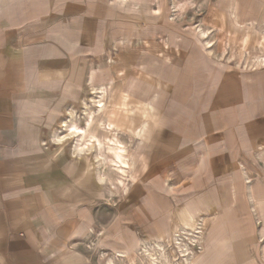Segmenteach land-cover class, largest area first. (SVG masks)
Listing matches in <instances>:
<instances>
[{
	"label": "rangeland",
	"instance_id": "obj_1",
	"mask_svg": "<svg viewBox=\"0 0 264 264\" xmlns=\"http://www.w3.org/2000/svg\"><path fill=\"white\" fill-rule=\"evenodd\" d=\"M234 8L241 14L237 23L229 15ZM250 18L256 19L255 34L262 33L264 0H0L1 25L13 47L52 45L75 61L71 79L30 87L27 106L33 120L19 139L28 154L53 159L87 196L60 208L53 260L68 254L78 264H108L109 258L112 264H128L113 250L136 248V238L148 242V230L158 233L153 223L168 230L175 213L195 203L207 209L203 217H225L231 243L220 262L264 264L260 222L244 188L264 184V168L247 149L242 127L262 110L244 104L245 78L252 80L261 69L251 58L264 57V44L255 46L256 37L241 23ZM199 29L206 36L201 38ZM89 69L108 77L102 84L110 97L106 116L117 128L115 138L124 143L125 173L114 166L107 144L96 150L99 164L93 153L68 157L74 141L56 151L39 143L67 108L82 126L83 104L92 96L86 84ZM148 78L155 82L151 95L142 85L137 95V83L146 84ZM164 80L169 86L160 85ZM201 152L208 153L207 159L195 172ZM86 165L91 169L84 170ZM89 173L97 181L102 173L101 185ZM179 217L180 226L151 239H177L193 259L202 251L205 230L200 219ZM171 249L169 256L184 263L181 253Z\"/></svg>",
	"mask_w": 264,
	"mask_h": 264
},
{
	"label": "crops",
	"instance_id": "obj_2",
	"mask_svg": "<svg viewBox=\"0 0 264 264\" xmlns=\"http://www.w3.org/2000/svg\"><path fill=\"white\" fill-rule=\"evenodd\" d=\"M11 39L0 21V264H78L74 255L65 254L56 261L52 259L55 248L52 237L59 230L57 225L61 220L60 208L77 205V202L86 199L85 191L66 172L57 168L58 164L53 159L28 154L19 141L25 133L24 128H30L33 120L31 111H28L30 107L27 106L31 101L30 87L46 80L58 79L57 82H60L59 79H71L76 69L75 61L52 45L20 49L12 46ZM257 66H261V69L250 76L252 80L245 78L244 104H249L247 107L251 109L257 106L262 110L260 114L246 118L242 127L247 149L257 155L264 168V64ZM102 72L104 71L88 70L86 84L90 92L91 87L103 86L104 80L108 81V77ZM166 81L160 85L169 86ZM141 85L148 87L146 96H150L155 82L148 78L146 84L137 83V95L138 86ZM69 110L72 108L63 111L62 119ZM58 124L49 128L46 141L39 142L42 146L50 144L55 147V151L66 146L58 145L52 136ZM71 153L68 149V157L75 158ZM207 155L205 152L200 153L195 172L204 164ZM83 168L91 169V165ZM89 175L93 176L91 173ZM76 179L86 183L85 180ZM93 179L96 184L101 185L94 176ZM244 188L248 192L256 221L260 222L259 237L264 238V184L257 181L253 186L247 185ZM166 189L169 190L170 187L166 186ZM206 210L195 203H187L175 213V219L168 230H164L162 224L153 223V228L158 233L153 235L148 230L146 238L168 233L181 225L179 215L190 214L195 221L201 220L205 230L200 243L202 251L195 257L194 264H234L231 261L220 262L219 258L231 243L225 217L216 213L210 217L201 216ZM134 240L140 243L139 238ZM130 250L131 248L113 251L128 253ZM259 254L264 259V244L260 247Z\"/></svg>",
	"mask_w": 264,
	"mask_h": 264
},
{
	"label": "bare ground",
	"instance_id": "obj_3",
	"mask_svg": "<svg viewBox=\"0 0 264 264\" xmlns=\"http://www.w3.org/2000/svg\"><path fill=\"white\" fill-rule=\"evenodd\" d=\"M229 15L233 17V19L231 20L232 23H237L241 18V14L238 8L232 9L229 12ZM255 21L256 19H246L241 23L249 26L250 33H252L256 37L255 46L262 48V45L264 44V31H262V33H259L258 35L255 34L254 31H256L255 29L257 27V23ZM198 32L201 38L206 34V32L201 29H199ZM246 42L247 37L242 42L243 47L245 46ZM238 54H242L241 50H239ZM253 58H251V62H253L255 66L264 64V57L256 56ZM91 94L92 96L90 98V103L83 104L84 107L82 109V126H78V119H76L77 117L73 112L74 110H69L66 114L65 119L60 121L58 128L59 130H56V132H54L53 134L54 141H56L58 145H63L68 140L74 141V144L70 149L72 155L81 156L83 154L88 155L93 153V158L99 164L101 163V157L96 152V150L102 145L107 144L108 151H111L113 156L112 162L114 166L120 173H125L126 169L129 166V162L124 156V153L126 151L124 146L122 145L124 143H121L117 138H115L114 133H116L115 130H117V128L115 124L110 120V118L106 116L108 108V104L106 102L110 98L109 94L102 86L91 87ZM107 134L110 136L108 137ZM101 174L98 173L97 177L100 182L103 181V175ZM175 240L173 238L169 239L167 237H163V239L150 238L148 242H140L138 243L136 248H131V256H127L123 252H115L114 256L121 258V260L127 259L128 264H133L134 260H137L138 263H143L145 261L146 264H193V260L195 258L192 259V255H189L190 249H182V245L177 242V239ZM164 243H166L165 246ZM172 246H174L175 249H177L181 253V257L183 258L182 260L184 261V263H182L180 259H178L177 261L175 260V262L173 257L176 256H169V253L173 252L171 249ZM107 263L112 264V260L109 258L107 260Z\"/></svg>",
	"mask_w": 264,
	"mask_h": 264
}]
</instances>
